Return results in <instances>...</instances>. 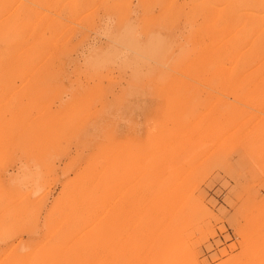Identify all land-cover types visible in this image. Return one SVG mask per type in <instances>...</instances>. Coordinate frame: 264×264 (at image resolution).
Returning <instances> with one entry per match:
<instances>
[{
    "label": "rangeland",
    "instance_id": "1",
    "mask_svg": "<svg viewBox=\"0 0 264 264\" xmlns=\"http://www.w3.org/2000/svg\"><path fill=\"white\" fill-rule=\"evenodd\" d=\"M0 264H264V0H0Z\"/></svg>",
    "mask_w": 264,
    "mask_h": 264
}]
</instances>
